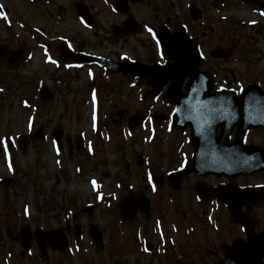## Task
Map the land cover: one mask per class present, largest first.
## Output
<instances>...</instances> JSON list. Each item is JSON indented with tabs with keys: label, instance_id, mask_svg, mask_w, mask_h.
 <instances>
[{
	"label": "rangeland",
	"instance_id": "1",
	"mask_svg": "<svg viewBox=\"0 0 264 264\" xmlns=\"http://www.w3.org/2000/svg\"><path fill=\"white\" fill-rule=\"evenodd\" d=\"M202 1L136 0L132 3V10L134 14L139 10L143 11L140 16L143 20H155L159 15L162 16L164 11L182 20V17L188 14L187 6L202 4L209 10L210 17L218 21L210 28L211 32L206 30L209 41H214L218 34L221 38L228 36L226 47H237L239 42L242 48L252 47L255 52L250 55L249 63L232 60L219 67L218 74L221 79L227 80L226 84L239 81L247 85L261 81L264 85V78L260 77L264 75V60L259 59L261 54L264 55V20L253 12L252 5H243L240 0ZM74 2H85L97 13V32L102 38L105 36L101 31V23L108 33L107 26L121 19L111 12L110 0H43L39 1L38 6L32 5L29 0H0V6L6 10L0 17V42L9 44L12 49H18L19 46L26 48L32 55L30 60L27 59L15 68L9 67L7 61L0 62V225L4 226L12 220L16 225L18 218L19 228L27 225L33 232L39 228L44 231L64 229L68 225L70 232L64 231L72 233L69 235L68 250L60 252L48 247L45 257L41 255L35 241L27 250L20 238L7 240L0 245V264H173L168 258L172 254L170 242L166 240L167 246L161 242L163 236L170 231L172 219V208L168 204L170 200L166 189H163L165 195L153 194L149 188L146 190V196L152 202L151 218L146 222L138 218L135 223L125 227L112 217L111 210L106 206V202L110 201V198L112 200L114 195L117 198L124 197L130 185L136 184V188H143V161L138 162L132 169H128L126 164L133 157L138 160L139 155L146 154L155 162L157 158L160 159L159 154L167 155L168 135L161 133L158 139L152 142L153 135L140 132L134 133L132 138L124 142L119 137V128L113 124L112 118L122 121L123 117L129 116V119H132L137 110H146L147 104H139L138 98L131 91L122 89V82L118 78H113L112 84L115 85L109 88L111 84L104 85L103 79L91 82L88 68L68 72L63 69L64 62L63 65L60 64L63 67H60L45 60L43 51L47 45L59 60L65 61L61 49L65 48L64 44L67 42H74L78 46L86 43L94 53L108 54L109 50L104 49L105 41L103 45H99L100 37L98 40L94 39L91 31L84 29L74 18L71 13L74 11ZM59 6L64 8L62 13H58ZM187 18L185 21H188ZM163 20L164 17H161V21ZM150 40V35L144 32L138 37H129V40L118 44L109 53L127 52L141 59L144 55L141 44L150 43ZM42 43L45 44L44 47ZM92 69L97 74L98 70ZM42 86L49 88L47 95H52L50 100L41 98ZM95 86L101 89L98 96L99 102L101 101L98 131L103 136L114 133L115 140L112 138L111 141H106L99 134L98 137L90 134L96 129L92 126L93 122H97L92 117L93 102L89 97L90 89H96ZM155 111H160V105L156 106ZM105 124L108 126L106 129ZM40 127L43 129L44 138L39 141L32 140L31 134ZM57 130H61L64 138H71L72 141H75L80 133L86 132L94 139L95 158L82 157V160L88 163V170L85 168V172L93 173V181L100 184L101 189L98 192L88 184L89 176L74 175L73 164L67 162L63 170L55 164L56 160L60 159L52 146V135ZM20 135L31 138L25 151L18 146ZM143 138H146L145 143ZM253 140L264 146V132L257 134ZM84 153L80 155L83 156ZM12 167L16 169V174ZM12 176L15 185L5 189L1 184L2 179ZM238 181L241 185L264 187V174L241 177ZM120 182L122 187L118 188ZM160 196H163L164 200ZM88 202H92L96 207L94 223L98 224L104 233V251L98 250L92 243L88 234V217L80 212L79 219L75 222L70 214V211L75 210L76 203H81L82 206V203L85 205ZM81 206L78 209H81ZM160 213L165 225L159 224L153 231L155 219L160 218ZM26 214L30 219L24 217ZM200 215L194 213L193 220L196 225L193 239L198 242L206 217V214ZM210 215L211 213L208 219L215 218L213 214ZM76 224L81 225L80 239L74 236ZM139 225L145 227L144 235L148 234L147 238L138 234ZM166 225L168 227H165ZM204 234L216 233L208 227ZM137 238L149 241V245L155 250L158 249L159 253L147 254V248H144ZM209 240L210 245L215 243L213 237ZM198 247H201V243L196 245V248ZM194 261L210 264L212 259L207 257Z\"/></svg>",
	"mask_w": 264,
	"mask_h": 264
},
{
	"label": "flooded vegetation",
	"instance_id": "2",
	"mask_svg": "<svg viewBox=\"0 0 264 264\" xmlns=\"http://www.w3.org/2000/svg\"><path fill=\"white\" fill-rule=\"evenodd\" d=\"M39 1L43 0L30 2L32 3V5L36 4V6H38ZM135 1L136 0H130L131 7L126 13L117 14L121 19H119L116 23L114 22L111 23L110 26H107V28H109L108 33L106 28L103 27V24L101 23V31H103L105 38L99 36V33L97 32L99 18L93 8L88 5L91 10V14L93 15V17L91 18L92 22L95 24V27H93V29L90 31L93 32L92 36L94 37V39L100 37L99 45H103V41H105L106 47L104 49L110 51L112 49H115L118 44L124 43L125 40H129V37H138L144 32L146 33L147 29H151V31L156 33L162 28H165V30L171 33L181 31L182 33L180 37L183 41L191 40L194 45H196V48L194 49L198 51L199 56L202 58L200 60L201 62L199 63V66L202 71L208 72L211 77V90L192 93L197 97L194 102L197 104L209 102L208 99L211 97L216 98V96L219 95L222 89H233L237 93V96L241 94V86H239L237 83L226 84L225 82H227V80L221 79L220 75L218 74L219 67H222V65L224 64H228L232 60H239L242 63H249L251 61L250 55L255 53L252 47L242 48L240 46L241 43L239 42H237V47H226L228 36H222L221 38L219 34L217 38L214 39V41H209L208 31L206 30H210V28L217 24L218 21L213 20L210 17L209 10L207 11L206 7H204L200 3L193 4L192 6L190 5L188 7L189 10L187 11L188 14L186 16H183L182 20H179L177 17L169 14V12L164 11L162 16L159 15L158 18H155V20L152 18L149 21L140 18L143 11L139 10L138 12H136L134 10V12L136 13H133L132 3ZM202 2L206 1L203 0ZM240 2L244 4H252L253 10L259 12V4L264 2V0H240ZM194 7H196L197 9L194 13H191V10ZM71 13H73L74 18L79 21L76 11L74 10ZM196 15H200V19L198 21L193 20L192 16ZM161 17H164L163 21H161ZM186 18L188 19V21H185ZM159 19L160 22L158 23ZM132 20L136 21L139 26L136 25ZM124 26L127 29H125ZM114 29H118V31L125 29L129 30V32H134L131 30H136L137 33L132 36H130V34H127L125 35L126 37H121L122 35L116 34L118 32H115ZM211 31L212 30H210V32ZM141 45L144 52V55H142L141 59L138 57L136 58L127 52L109 53V51L107 55H104V58L118 64H124L127 62L134 63V66L132 68L128 67L126 69L128 72H134L137 69L136 65L139 64H146L150 66H164L167 64V57H169V55H161L159 44L157 42H155L154 40H150V43L148 42ZM72 49L77 54L97 55L86 46V43L82 44L81 46H78L76 43H74ZM145 49H148V51H145ZM61 50L63 51L65 50V48ZM220 50H232V54H230V57L228 58L221 57L219 53ZM191 55L192 51L189 54L186 52L185 54H183L185 60H190V57H192ZM259 59L260 61L264 60V55L261 54L259 56ZM97 68L105 74L102 68ZM107 77L111 79L114 78L113 75H108ZM115 77L122 82V89L127 88V90L131 91L137 98L142 97L144 93L149 90V88L145 86H140L139 80L133 79V77L130 75L124 77L119 74L115 75ZM188 81L189 79L186 80V84L188 83ZM255 82L257 83L258 81ZM116 84L118 85V82ZM114 85L115 84L111 83L109 88L113 87ZM189 95L191 94L185 90L174 91L172 96H175L176 98H173L172 105L166 104L163 101L162 97L157 99L158 104H160V112L153 114L155 116L154 119L160 120V118H163L165 123H153V127L155 128L157 134L160 133V127H163L164 124L170 130L169 145L166 149L167 155L159 154L160 159L158 160L157 158L156 162L152 160V162L149 163L148 166H145L142 155H139L137 157L138 160L133 157L129 162H127L128 169H132L135 165H138V162L142 160L145 167L144 173L145 175H149L147 179L145 175L142 176V181L146 184H143V188H141V186L136 188V184H133L128 188V190L132 188V191L135 193L142 192L146 194L145 192L146 190L148 191L149 188V190H151V193H160V195L166 194L165 192H163V189L167 190V195L170 200V203L168 204H170L172 208V210L170 211L172 219H170V231H168V234H165L163 236V241L161 242H163L165 246H167L166 240L170 242L172 254L168 258L171 263L206 264V262L203 261L197 263L194 261V259H205L209 257L210 259H212L210 264H216L218 260L225 257V249L234 248L237 244H240V247L244 249H250L254 251L250 254L244 255L235 254V257L245 256L264 258V202L258 205H246L243 208H239L236 205V202L238 200H245L246 197H249V195L247 194H244V196L239 194L240 191H244V189L247 188H250V190L253 191L262 192L264 198L263 187H248L245 185H241L238 181L240 177L228 178L225 176L216 175L214 172L199 173L195 170H192L186 175H179L180 171H182L185 166L193 161L194 157L198 155L200 161L207 160L210 162H219L221 159H219V148L220 146L225 145V129L222 127V125L216 122H212L211 124L206 126V128L201 127L197 128L196 130H194V126L189 123L183 125L184 123L182 120H178L176 122V125L174 124L173 114L179 107L188 103L187 99L190 98ZM201 98H204L205 101L204 99L201 100ZM141 103L142 102L139 101V104ZM150 103L151 102L142 104H147L146 108L151 109L153 113L156 112L153 111L154 107H149ZM156 115H159L160 117ZM186 119L187 118H184L183 120ZM214 119H216V117H212V120ZM112 122L117 128H119L118 135L120 138H122L121 131H123L125 128L128 129L129 116L127 118L123 117L122 121L113 119ZM262 132H264V129L259 131H251L244 137H241L238 127H235L230 134L228 144L232 145L237 141H240L244 144L245 147L257 146L261 149H264V146L262 144L256 143L253 140L257 134ZM68 139L69 138H64L63 136V150L60 153L62 157L60 159V165L62 166V164H66L67 162H69L73 164L74 175L83 176L85 174V176H87L89 172H85V168L87 166L86 164L88 163H85V160H82V157H85V159H91L90 155H88L87 153V145H84V148L80 150L75 145V143H77V138L75 139V141H72L71 138L70 140ZM84 152L86 153V156ZM82 153H84L83 156L80 155ZM203 171H205V169H203ZM171 175H173V178L170 177ZM155 176L158 177L156 178L155 182L158 184L162 183L161 187H158L154 184L153 178ZM154 187L156 189H154ZM152 190H156V192H153ZM123 198V196L117 198V196L115 195L114 198L107 203V207L111 210L110 214L112 215V217L114 216L116 220L122 223L121 225L126 227L130 223L124 222L122 220L121 213L119 209H117L119 202ZM160 198H163V196H160ZM79 206H81V203H76L74 209L77 210ZM131 206L137 208V211L134 213L133 223H135L138 218L143 219L145 222L148 220V218H151L150 216L152 214V202L149 204H145V202L141 201L140 203L138 202V204H132ZM195 211L199 212L201 215L206 214L205 221H203L204 223L202 226V236L199 235V242L197 241V239H193V233L196 231V225L193 221L194 213L200 215ZM209 213H211L210 216H212L213 214L215 218H209V220ZM216 213L218 216L216 215ZM159 215L160 218L155 219L154 226L152 228L153 231L159 224L165 225L164 221L162 220L163 216L161 215V213ZM165 227L168 226L166 225ZM208 227L214 230L216 234H204ZM138 228V230L140 231V233L138 234L147 238L148 234L144 235V233L146 232L145 227L139 225ZM4 229L6 232V237H8L9 239L20 238L21 228H19L18 226V219L16 220V225L14 226L13 231L8 229L7 225H4ZM66 230L70 232L69 227ZM70 234L71 233H69V235ZM212 237L214 238L215 243L210 245L211 241L209 239ZM137 241H139L140 244H143L144 248H147V254L150 253L151 255H153L155 253H159L158 249L155 250L151 245H149V241L140 240L139 238H137ZM199 243H201V247L196 248V245H198Z\"/></svg>",
	"mask_w": 264,
	"mask_h": 264
},
{
	"label": "water",
	"instance_id": "3",
	"mask_svg": "<svg viewBox=\"0 0 264 264\" xmlns=\"http://www.w3.org/2000/svg\"><path fill=\"white\" fill-rule=\"evenodd\" d=\"M6 53V52H5ZM14 54V53H13ZM12 63V62H11ZM147 68V67H145ZM187 67H183L181 65H173L168 68L162 69V75H171L172 71H187ZM144 74H154V73H160L159 70H156L155 68H147L146 70L143 68ZM190 71H187L188 74ZM231 98L232 102H227L225 106V113L234 114L237 115L238 118H236L237 121L241 123V127L243 131H248L249 128H259L264 127V93L259 89L258 86H251L248 89H246L242 95L241 101H235L231 95H226V98ZM46 98V96H45ZM25 140V138H23ZM248 159L245 158V151L243 150L242 156L240 157L238 164H237V175L239 174H250L254 172H260L264 171V157L259 155V152H256L255 150L249 152ZM253 157H256L255 160L252 159ZM225 163V164H224ZM222 165L223 171L228 174L229 168H230V162L225 161ZM28 231V230H27ZM92 236L94 238V241L100 245H103V241L101 238V235L99 234V231L96 230V228H93L91 230ZM26 233H23V236H25ZM58 232H54L51 234H44L42 235L40 232H38V237L40 240L46 239L48 241H51V243H58L61 247V241L59 239ZM25 242H29V234L28 237H24ZM56 241V242H54ZM65 244V242H64ZM227 258L224 262H220L219 264H261L264 259L263 258H249V257H242V258H234L232 257V254H226Z\"/></svg>",
	"mask_w": 264,
	"mask_h": 264
},
{
	"label": "snow or ice",
	"instance_id": "4",
	"mask_svg": "<svg viewBox=\"0 0 264 264\" xmlns=\"http://www.w3.org/2000/svg\"><path fill=\"white\" fill-rule=\"evenodd\" d=\"M0 7H2V6H0ZM4 18L6 19V16H5ZM149 31H151V29H149ZM53 62H54V61H53ZM92 183H93V185H95L96 182L93 181Z\"/></svg>",
	"mask_w": 264,
	"mask_h": 264
}]
</instances>
